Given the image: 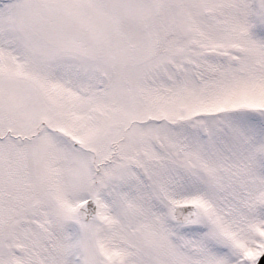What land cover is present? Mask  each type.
<instances>
[{"label":"snow or ice","instance_id":"snow-or-ice-1","mask_svg":"<svg viewBox=\"0 0 264 264\" xmlns=\"http://www.w3.org/2000/svg\"><path fill=\"white\" fill-rule=\"evenodd\" d=\"M0 264H264V0H0Z\"/></svg>","mask_w":264,"mask_h":264}]
</instances>
